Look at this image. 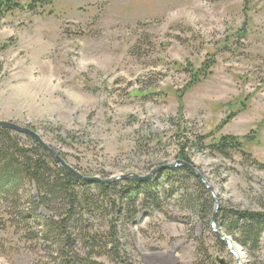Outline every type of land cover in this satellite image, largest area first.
I'll return each mask as SVG.
<instances>
[{"label":"rangeland","instance_id":"rangeland-1","mask_svg":"<svg viewBox=\"0 0 264 264\" xmlns=\"http://www.w3.org/2000/svg\"><path fill=\"white\" fill-rule=\"evenodd\" d=\"M15 2L20 9L0 11V122L35 131L89 178L147 176L188 156L219 200L218 232L241 264H264V227L256 246H243L235 218L264 214V0ZM223 137L239 139L245 155L208 148ZM157 179L162 209L118 225L127 263L238 264L192 184L186 194ZM7 220L0 213V264H59L38 227L26 238ZM91 222L108 232L100 214Z\"/></svg>","mask_w":264,"mask_h":264},{"label":"trees","instance_id":"trees-1","mask_svg":"<svg viewBox=\"0 0 264 264\" xmlns=\"http://www.w3.org/2000/svg\"><path fill=\"white\" fill-rule=\"evenodd\" d=\"M20 8L15 0H0V11L4 15ZM191 75L197 77L195 72ZM208 148L226 156L231 153L245 155L239 139L230 137H223ZM179 160L192 164L183 154ZM158 175L161 179L166 178V185L186 194L192 184L200 209L205 213V210L213 211V199L187 169L161 171ZM154 179L145 183H86L63 169L30 138L0 129V213L8 217L10 229H14L12 219L16 218L17 224L24 228L26 238L31 237L33 229L38 227L37 238L41 236L58 246L59 264H128L122 257L118 225L134 222L143 211L162 209V199L154 192L161 184L159 179ZM25 186L34 187L36 195L30 194L24 200ZM23 204L28 207L23 209ZM40 208L50 213L51 217L39 215ZM95 214L105 217L108 232L102 233L95 228L91 222ZM235 218L237 222H242L241 244L256 246L264 227V214L238 213ZM227 229L228 235H231L235 226L229 224ZM77 242L89 251L86 256L76 252ZM217 244L225 246L220 240ZM102 257L108 263L96 262Z\"/></svg>","mask_w":264,"mask_h":264},{"label":"water","instance_id":"water-1","mask_svg":"<svg viewBox=\"0 0 264 264\" xmlns=\"http://www.w3.org/2000/svg\"><path fill=\"white\" fill-rule=\"evenodd\" d=\"M0 129L9 130L16 134H20L22 136H26L30 138L34 143H36L43 150H45L53 158V160H55L63 169L73 173L77 178H79L80 180H83L86 183H98V184H103V185L105 184L110 185L116 182H126V181L144 183V182H148L154 179L157 176V174L161 171L174 170L178 168L187 169L193 176H195L202 183L205 189L208 192H210L211 197L214 200V208H213L212 224H211L212 230L215 233L216 237L227 245L230 253L237 260L238 264H241V258H240L241 253L235 248L234 244L226 236H224L222 233H219L217 230V222H218V217L220 213L219 200L216 197V194L213 188L204 179L202 174H200V172L194 167V164H190L185 161L178 160L172 165H163V166L156 168L147 176L128 174V175H122V176H118V177H115L113 179H108V180H103V179L96 178V177L89 178V177H85L79 174L76 170H74L71 166H69L56 151H54L50 146H48L44 142V140L35 131L31 130L30 128L21 127L11 122H0ZM216 261L218 264H226V262L220 258H217Z\"/></svg>","mask_w":264,"mask_h":264},{"label":"bare ground","instance_id":"bare-ground-1","mask_svg":"<svg viewBox=\"0 0 264 264\" xmlns=\"http://www.w3.org/2000/svg\"><path fill=\"white\" fill-rule=\"evenodd\" d=\"M243 257V255L240 254V258Z\"/></svg>","mask_w":264,"mask_h":264}]
</instances>
